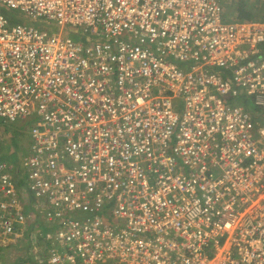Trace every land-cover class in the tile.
I'll list each match as a JSON object with an SVG mask.
<instances>
[{
    "label": "built area",
    "instance_id": "1",
    "mask_svg": "<svg viewBox=\"0 0 264 264\" xmlns=\"http://www.w3.org/2000/svg\"><path fill=\"white\" fill-rule=\"evenodd\" d=\"M0 3L59 27L0 12V120L29 122L16 167L0 142V264L27 235L20 264H264V20Z\"/></svg>",
    "mask_w": 264,
    "mask_h": 264
},
{
    "label": "rangeland",
    "instance_id": "2",
    "mask_svg": "<svg viewBox=\"0 0 264 264\" xmlns=\"http://www.w3.org/2000/svg\"><path fill=\"white\" fill-rule=\"evenodd\" d=\"M238 1L239 0H222L226 17L233 18L230 20H236L235 4H237ZM245 1H247V3L252 7H256V10L254 11L255 19L264 20V0H245ZM0 12L5 14L7 18L14 21L15 23H24L28 25L33 24L37 27L48 29L49 31H59V27L55 23L47 24L45 20L40 18H36V19L28 18L18 10L7 9L1 3H0ZM73 32L74 30L70 28L64 30L65 36L71 35L73 36L74 39L80 41V38L77 37L78 35H74ZM0 121L3 123L1 126L5 130L0 133V136H2L3 133L5 134L0 138L2 148L5 151V155H6L5 157L10 163L14 165V167H16L21 158L20 153H25L26 147L28 146L27 139H29V133H28L29 122L17 121L15 123H4L2 120ZM17 129L19 131H17ZM34 227H35L34 229H39V224H36ZM42 230L45 232L46 228H43ZM26 239H27L26 241H23L22 244L18 245L20 247L13 246L10 248L9 251H7L9 252V256H7L6 258L9 263L16 264L19 263V260L24 259L25 251L29 250L30 248V240L28 235Z\"/></svg>",
    "mask_w": 264,
    "mask_h": 264
},
{
    "label": "trees",
    "instance_id": "3",
    "mask_svg": "<svg viewBox=\"0 0 264 264\" xmlns=\"http://www.w3.org/2000/svg\"><path fill=\"white\" fill-rule=\"evenodd\" d=\"M235 10H236V19H239V20H252V19H255V15H254V11L256 10V7H252L251 5H249L248 3H247V1H245V0H239L238 1V3L237 4H235ZM74 35H77V34H75V33H73ZM71 36V35H70ZM89 36V35H88ZM87 35H78L77 37H79L80 38V40H84V41H90L91 40V38H90V36L88 37ZM73 37V36H72ZM2 131H5L3 128H1L0 127V133L2 132ZM3 135H5L4 133L2 134V136ZM2 136H0V138L2 137ZM1 142V141H0ZM8 144H11V143H8ZM14 148H16V147H14ZM27 149V148H26ZM20 154H25V153H20ZM19 162H20V160H19ZM19 162H18V164H19ZM37 224H39V223H37ZM42 228L43 227V225L42 224H39V228ZM26 261H28V259H25ZM24 260V261H25ZM20 261V260H19ZM21 261H22V259H21ZM21 261H20V263H21ZM20 263H18V264H20ZM9 264H12V263H9Z\"/></svg>",
    "mask_w": 264,
    "mask_h": 264
}]
</instances>
